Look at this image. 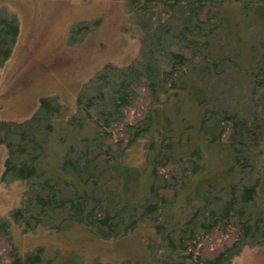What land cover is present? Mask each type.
<instances>
[{"label":"trees","instance_id":"16d2710c","mask_svg":"<svg viewBox=\"0 0 264 264\" xmlns=\"http://www.w3.org/2000/svg\"><path fill=\"white\" fill-rule=\"evenodd\" d=\"M137 3L152 11L163 6L172 18L168 26L157 23L155 33L146 28L158 50L153 55L146 47L147 62L130 68L107 97L79 96L69 117L42 98L23 122L3 121L0 107V146L6 151L1 181L26 189L8 223L22 234L80 226L100 241L119 240L148 225L160 243L153 249L158 259L145 264H228L245 243L264 240V218L253 213L258 177L241 187L231 178L247 168L249 176L264 177V166L257 165L264 153V51L253 67L228 52L234 38L223 8L231 3L242 18L264 23V0H128L135 11ZM18 36L17 22L0 15V69ZM232 74L242 78L238 94L222 95L220 107L213 89ZM187 106L199 111L187 119L193 131L186 147H198L187 157L195 163L190 177L182 157L190 149L179 146L186 131L178 123L180 108ZM144 142V162L136 165L128 156ZM202 149L229 154L224 177L198 171ZM219 183L226 200L215 198ZM184 190L211 208L180 225L170 213ZM8 223L0 226V264H44L40 250L17 254Z\"/></svg>","mask_w":264,"mask_h":264},{"label":"rangeland","instance_id":"374dc122","mask_svg":"<svg viewBox=\"0 0 264 264\" xmlns=\"http://www.w3.org/2000/svg\"><path fill=\"white\" fill-rule=\"evenodd\" d=\"M227 6L223 8V18L234 38V41L227 42L228 52L237 58H245L248 66L253 67L264 51V23L246 20L241 17L237 6L231 3ZM134 7L136 11L129 7L128 0H0V15L15 20L19 26L12 54L0 69L1 119L6 122L28 120L42 98L53 101L69 117L76 113L79 96L87 98L101 94L103 98L107 97L108 88L122 82L130 68L139 69L147 62L146 47L153 55L158 50L157 43L151 45L148 42L146 28L152 27L155 33L157 23L159 27L168 26L172 18L171 12L163 6L153 11L144 3H137ZM151 12L153 22L149 21ZM253 56L255 60L251 62ZM241 81L239 75L232 74L215 85L212 96L219 99L220 107L222 95L227 96V92L238 94ZM189 115L197 118L199 111L190 106L180 108L182 118L178 123L186 131L179 145L182 149L189 148L186 147V135L193 131L187 120ZM140 146L128 156L136 165L144 162L147 153L144 148L149 144L144 142ZM195 146H190V150L182 155L186 159L187 177L192 175L195 165L188 162L187 157L198 148ZM261 148L264 150V145ZM220 151L202 149L204 159L198 163V171L224 177L229 154ZM5 157V148L0 146V226L10 221L11 211L19 207L26 192L20 182L1 181ZM261 164L264 166V153L257 162V165ZM249 169L231 176L232 183L241 187L244 181L258 177L259 196L258 203L253 205V213L264 218V177L259 173L249 176ZM221 189L219 183L215 198L226 200ZM204 191L209 192L207 187ZM187 193L182 191L170 213L172 222L179 220L180 225L187 223L196 211L206 206L211 208V203H197L194 192ZM8 228L17 254L23 256L40 250L44 264H125L127 261L145 264L158 259L153 249L160 240L148 225L114 241H100L80 226H72L61 233L40 229L29 234H22L12 223H8ZM228 264H264V240L256 246L245 243Z\"/></svg>","mask_w":264,"mask_h":264}]
</instances>
